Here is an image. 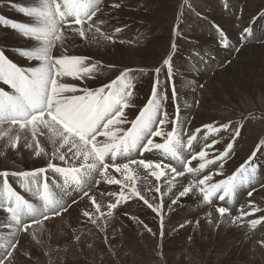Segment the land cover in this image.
I'll list each match as a JSON object with an SVG mask.
<instances>
[{"label": "bare ground", "instance_id": "bare-ground-1", "mask_svg": "<svg viewBox=\"0 0 264 264\" xmlns=\"http://www.w3.org/2000/svg\"><path fill=\"white\" fill-rule=\"evenodd\" d=\"M21 1L25 3L27 9L44 11V0ZM263 1L264 0H235L234 2L236 6L241 5L245 7L246 14H248L254 12L256 9H264ZM116 2V0H99V4L97 5L99 6V11L90 23L93 24V22L101 21V17L105 18V20L103 19V23L98 26L101 29L100 32L89 31L86 36H88V38L90 37V39H96L97 42L113 43L114 45L123 44L128 46V44L134 42L135 44L132 43V45L136 47H132V50L135 55H133L134 57L131 64L129 66L121 67L117 65L118 67H107L106 69H101V67L96 65V71H90L86 76L83 72H79L78 76L74 75L72 77L58 75V84H65L66 81H72V84L76 86L77 89L76 92H61L60 96L68 97L83 95L82 89L86 88L92 91L95 88L99 89L101 86L109 85L113 83V81H115V83H113L114 88L119 90L123 84L122 78L127 76L128 79L132 80V85L131 88H124V93L127 94L131 91L132 95L131 97H128V103L130 106L124 108V113L121 117V119H126L127 122L112 126L113 129L120 128L124 130L126 124L133 118L138 109L145 104L147 100L150 98L160 99L159 95L155 97L151 96L153 82L154 80L159 79L162 81V84L158 86V91L159 88L164 89L167 96L166 100L161 99V109L158 110L156 116L157 120H159L162 118V112H167V123L160 127L162 135L158 136L159 140L163 141L167 136V133L172 131L171 124L173 120L176 121V131L174 134L179 140L188 141V139L195 134L196 139L193 144L194 153L197 154L202 149H205L206 156L203 159H196L192 162L191 167L194 169H197L200 163L213 160L214 157L219 156V154L225 150L226 145L229 142H233V148L230 150V154L223 162L224 166L219 172L216 171L220 164V161L217 160L215 163L208 164L203 171H196L190 173L188 176L176 177L175 180L172 181L171 186H169L167 180L171 179L174 174L169 173L162 168H155L154 163H157L161 158L160 149H154L153 151H148L146 153L144 160L146 162H153V167L150 169L145 170L143 167H138L137 165L130 166L127 173L123 170L121 173H112L107 169L106 175L108 178L115 176L123 182L120 185L107 183L104 178L99 176V172L97 171L88 179V186H84L80 192H74L69 195V198L65 199L64 197L69 190L63 188L61 182H58V187L55 184V192L58 199L64 198L66 201L64 204L66 208H68L69 205H72L66 213L64 212L69 216L72 224L73 216L77 211L90 212L92 214V219H95L96 222L93 224L85 223L86 225L83 226L79 224L80 222L75 221V227L77 228L73 229L68 236H66L65 232V223L59 219L52 220L49 218L45 220L44 224L37 223L35 226L29 228L25 235L29 234L32 238H41L43 235L47 234L53 239L51 247L54 248L51 250L49 248L47 249L49 255L41 264H82L81 258H85L93 264H110L112 261H114L115 264H164L168 258V238H172L173 241V238L180 236L186 237L187 239L189 236L192 237V234H201L204 236L209 234L208 231L203 230V232H200V229L197 230L196 226L193 227L194 224L199 222H204L206 228L208 230L212 229L217 236H224V238L232 236L230 245L228 244V246L231 247L234 252L239 253L242 250H252L255 251V253L258 252L259 238L257 235L260 236V234L263 233L262 228L255 229L248 234L246 229L248 226H246L245 223L249 220L264 216V188L259 189L264 182V178L254 187L249 188L254 192L248 200H245V198L243 199L245 200L242 202V206L244 207H241V212L249 211L247 202L253 201L254 206L258 211L253 215L242 217L238 223H234L232 217L240 215L241 212L238 211L239 209L234 212L232 211L229 216L220 219V222L217 223L216 221L219 217L215 211L214 199H212L211 204H206L203 201V194L199 191H196L195 195L189 194L186 197L181 198L176 205H171V199H173L183 187L191 184L194 179H201L205 175L211 173L212 179L207 181L205 185L200 186L207 190L208 185L215 183L221 178L224 179V176H232L231 172L233 170L234 172H237V169L244 164L247 158L252 154L253 150H257L255 162L258 164V167L256 172L252 173L250 171L253 164H245L240 173H248V179L254 180L257 176V172L263 170V163L261 162L259 153L261 152L264 155V74H262V70L260 69L255 72L256 76H252L251 74L248 75L247 68H249L248 62L252 60L251 58L255 57V54H257L259 50L262 49L264 52V45L260 44V46H255L257 41L263 39L264 34L262 37L259 35V37H247L244 46L239 47V49L236 47L231 50L230 47L227 46L221 50H215V40L211 37L213 32L208 27L207 23L201 22L199 29H194L193 27L198 21L204 20L195 17L196 14L193 15V12H198L201 9L203 10L202 0H188V4L186 5L183 4V0H172V8L165 12L161 11L159 14L160 19L157 20V23L155 24L156 26H154V29L152 30L154 32L158 30L159 34L157 33L150 37H145L144 34L135 36L133 27L121 32H114V29L118 28V25L114 21L109 20V15L111 14L110 10H112L111 5L116 4ZM150 2V0H144L135 3L132 8L139 10L141 14H143L148 8L147 4ZM215 9L217 8L215 7ZM12 12L15 15V18L27 19L25 23H28L30 26H39V17H29L24 13H17L16 10ZM211 15L215 19V12ZM232 19H234V17ZM189 23H191L192 26H190ZM233 23V29L236 30L237 26L240 27L244 24V18L241 16V20L237 22L233 21ZM0 24L4 26V28L0 27V42L24 41L28 42V45L32 44V48L23 51L24 54L20 57L14 54L7 56L8 59L13 62L8 61L19 67H21L22 64L26 66L24 68L39 67L41 61L28 56L27 52L38 47L41 42L32 39L31 37H25L24 34L21 36L19 35V37L15 34H11L18 38V40L11 39L7 37L8 35H6L7 31L5 28L9 29L12 27L4 22H0ZM84 27L85 26H82V28ZM254 27L259 29L261 26H259L257 22H254ZM71 29L73 28H61L65 40L63 44L59 41L54 42V46L51 49L52 57H60L62 56L60 53L65 49H69L71 41H69L68 38L66 39V37H69L67 30L71 32ZM190 31H192L193 34L190 33ZM105 36L111 37V39H106ZM35 41L37 42L35 43ZM193 41L210 44L203 46L198 43L199 45L196 44L197 47L194 48L195 45L193 46ZM173 44L176 45L174 52L171 47ZM138 47L141 49V56L137 54ZM200 50L203 54L205 52L206 54L202 55ZM193 51H197V53L195 52V54ZM220 51L226 54L225 58L223 59L220 57L215 60V55ZM170 55L172 57L171 66L173 68V79L176 92L175 109L173 107L172 87L168 81L167 67L162 64L163 59L168 58ZM193 55H199L200 57L195 59L194 57L192 58ZM226 60L228 62H225ZM85 62H88L87 59ZM52 63H54V61H52ZM81 66L82 65L79 67L84 68L87 66V63L86 65L84 64V66ZM157 67L163 69L159 75L155 72ZM262 67L264 66L262 65ZM59 68L60 66L57 65L56 69ZM0 86L2 87L1 83ZM250 99H253L257 104H249L248 102ZM175 110L177 113H175ZM223 124H229L230 126L226 130L221 129L222 135L218 137H215V132H211L207 127H204L206 125H212L213 128H220V125ZM28 126L30 127V125ZM1 127H5L9 131V134H12L10 131L15 129V127L11 128L12 126L9 127V125L3 123L0 124V128ZM156 127V125H153L154 130ZM232 127L233 131H231ZM237 128H239L238 136L235 134ZM30 129L31 128L22 130L23 136H21L23 140L27 137V140H25L27 143L29 140H32L30 137ZM197 129H200V131L196 132ZM59 132L60 131L55 127H52V130L49 131L52 139H50V143L47 144L46 147H43L46 155L42 154L40 156H35L34 152L36 151V146L33 145L34 147L30 155L31 159L28 160L26 164L16 166L15 164L13 165L9 163V165L3 164L0 166V172L15 174V176L9 174L6 177L0 176V179H6L12 187L15 183L16 187L19 188L17 191L25 196L33 207L38 208L41 205L33 195V178L31 176L22 178L23 176L18 175L19 173L32 172L40 168H45V172L47 171L46 173H48L49 176L53 175L52 177H55V174L51 172L52 169L50 170L46 167L49 161H51L54 167L60 168L81 167L83 164L93 162L91 155L87 161L84 160L83 154L79 157H74L73 154L76 151H80L81 153L85 150L89 153H91V151L84 145L79 148H72L71 143L63 144L62 141L65 135H58ZM121 133L122 132H117V136ZM206 134L207 137L205 138ZM233 137H235L234 140ZM68 139L70 142L72 141L70 138ZM35 140H39L38 136L35 137ZM215 140L218 142L212 144V141ZM31 143L33 144V140ZM35 143L36 142H34V144ZM206 145L210 146L206 147ZM57 149H59L58 152ZM69 149H71V151H69ZM59 155H64L65 159L61 161ZM0 158L3 159V156ZM119 162L125 163L126 161ZM152 171L165 173L166 175H162L160 179L157 180L155 176L151 175ZM126 174L130 175L132 179L125 180L124 176ZM97 181H99L98 184L96 183ZM157 186L160 188V193L155 191ZM133 188L144 198L143 200L140 196L132 195ZM121 190H123L127 197L126 202L120 203L116 208L111 209L112 215L109 216L107 214L109 211V203H114L119 198ZM84 192H88V195L85 196ZM107 193H116V195H107ZM164 193H167V195ZM92 196H94L97 204L100 206L99 212L96 211V206L90 200V197ZM242 197L243 193L238 197L240 202ZM73 200H75V203H72ZM144 200H147L154 205H161L160 214L158 215L157 212H154L149 208L144 203ZM2 206L3 202L2 198H0L1 215L4 213ZM209 211L212 213L211 223L209 222L210 218L207 215ZM80 218L81 217H77V220ZM28 222H32V217L22 215L20 224H17L15 220H4L3 225H6L9 228L7 231H10V233L13 234L16 232L20 233V229ZM181 222L182 224L184 223L183 226L177 224H181ZM262 225H264V223H262ZM19 226L21 227L20 229ZM127 227L130 229L129 232L126 229ZM149 229L156 230L155 235L156 237L158 236V241L154 240V236L151 235ZM224 229L227 230L225 235L222 233ZM61 236H64L65 238ZM186 239L182 242L179 241L177 244L179 246V252L177 251V255L183 257L199 256L202 251H199L198 248L191 247ZM190 239L191 238H189V240ZM57 242L60 244H57ZM221 243L223 244L222 241ZM4 264H6V262ZM196 264H198V262Z\"/></svg>", "mask_w": 264, "mask_h": 264}, {"label": "snow or ice", "instance_id": "snow-or-ice-1", "mask_svg": "<svg viewBox=\"0 0 264 264\" xmlns=\"http://www.w3.org/2000/svg\"><path fill=\"white\" fill-rule=\"evenodd\" d=\"M61 4H63V10L61 9ZM98 4L99 0H79V2L61 0L60 3H57V0H44V11H38L37 9H25L21 7L19 11L26 14L27 16H36L40 18L39 26L37 27H32L29 24L23 22L7 21L4 17H0V22L9 24L13 29L22 32L25 37H34L37 41L41 42L38 47H35L32 51L27 52L28 56L34 57L36 60L41 61L39 67H33L29 69L18 68L16 65L6 61L3 52H0V79H3L5 83L10 84L17 93L15 96H10L8 93L0 91V124L7 123L10 126L19 125L20 129H27L28 125H34L36 127L30 130L32 131V139L35 140L36 133L40 130L39 125L42 124L44 128H48L49 131H51L53 127L51 122H55L56 124L62 125L65 132L73 137H77L78 141L82 142L81 144H78L75 139L70 142L68 137L64 136L63 132H59L58 135L64 136L62 141L63 144L71 143L72 148H79L95 141L96 143L93 145L91 153L85 150L83 153L76 151L73 154L74 157H79L81 154H83L85 161H87L91 155L93 162L88 163L86 166L81 165V167L85 169L83 172H80V169L65 170L60 167H54L51 161H49L46 166L48 169H53L55 172L65 175V179L63 181L64 185L73 183L77 188H79L81 185L88 186V179L94 172L97 171L99 172V176L104 178L107 183L120 185L123 183L120 179H117L115 176L108 178L106 175L107 169L109 167H113L116 173H121L122 170L127 173L130 169V164L143 167L145 170L153 167V162H146L144 159H131L128 162L122 164H115L118 155L127 157L137 149H140L141 155H143L145 151L150 152L154 149H163L165 153H169L172 158L176 159L180 163H184L186 167L187 162L181 161L173 148H170L165 144L154 143L152 139L153 137L162 135V131L159 126L167 123L166 111L162 112L161 119L157 120L156 118L158 110L161 109V99H167L164 89L159 88L158 91V86L162 84V81L159 79L154 80L153 82L151 96L155 97L159 95L160 99L150 98L147 105L141 110L137 118L134 121H131L132 126L128 130H123L120 128L113 129L112 126L127 122L126 119H121V117L123 116L124 108L130 106L128 103V97H131L132 92L129 91L127 94L124 93V88H131L130 81L123 84L119 90L115 92H108L107 94H105V87L110 88L111 85L102 86L95 91H91L86 88L82 89L83 95H74L68 97L60 96L61 92H75L77 89L66 84H58L55 78L56 76H78L79 72H83L86 76L92 69H95L96 65H92L91 68H80L79 66L83 64L85 58L75 56L68 57L63 55L60 57H52L51 49L54 46L55 41H59L61 44L64 43L65 36L61 31V28L65 24L70 23V21L67 19L68 17H75L74 23L81 25L82 21L91 20L92 17L96 15V13L99 11L97 6ZM183 4H188V0H183ZM53 5L55 6L54 8L52 7ZM111 6L119 7V4H113ZM57 16L59 19L56 18ZM258 16L259 14L256 17H253V20L257 19ZM99 23L102 24L103 21H100ZM95 26V23L89 24L88 29L90 30ZM216 27L219 30L220 37L223 38L225 36L223 30H220L219 26ZM71 31L79 33L81 37H83L85 34V30H82L81 28H73ZM96 31L100 32L101 29L96 27ZM120 31H122V28L118 27L114 29V32ZM250 33V27H246L242 30L240 41L241 44L244 43L245 39L250 35ZM105 38L111 39V37L108 36H105ZM222 46H228V41L226 39L223 41ZM171 47L172 51L174 52L176 45L173 44ZM171 59L172 57L170 55L168 58L163 59L162 64L163 66L167 67L168 81L172 87V97L175 108L176 92ZM52 61H54V63H52ZM57 65L60 66L59 69H56ZM162 70L163 69L161 67H157L155 72L157 75H159ZM113 83H115V81H113ZM45 113H47V116L50 118L51 122L44 118ZM173 124H175V120H173ZM153 125L157 126L155 130L153 129ZM229 126V124H223L220 125V128H213L212 125H206L204 127H207L211 132H217L220 129L226 130L229 128ZM175 131L176 128L173 127V130L167 133L169 139H171L173 132ZM199 131L200 129L196 130V132ZM117 132H123V135L117 136ZM235 134L236 136L239 135V128L236 129ZM97 136L107 137V141H97ZM206 137L207 134L205 138ZM24 139L27 140V137ZM195 139L196 136L193 134L188 139V144L191 145ZM234 139L235 137H233V140ZM217 142L218 141H212V144ZM12 146H16L15 142H13ZM25 146L32 148L33 145L31 142H28ZM209 146L210 145H206V147ZM232 148L233 142H229L226 145L225 150L221 152L219 156L214 157L213 160L200 163L197 169L186 167L187 172L194 173L196 171H203L208 164L215 163L217 160L220 161L219 167L216 170L219 172L222 170L224 166L223 162L229 156L230 150ZM58 151L59 149H57V152ZM69 151H71V149H69ZM256 153L257 150H253L252 154L247 158L244 164H242L240 168L237 169V172L241 171L245 164H253V167L250 171L255 173L258 167V164L255 162ZM42 154L46 155L44 149L40 147L39 142L37 141L34 155L40 156ZM107 156H110L113 164L110 165L105 163V157ZM198 156L203 159L206 156V152L201 150L198 153ZM196 158V154L191 156L192 160H195ZM59 159L63 161L65 156L59 155ZM100 165L103 167L101 168ZM160 167V163L155 164V168L159 169ZM165 167H169L171 173L174 174L171 179L167 180L169 186H171L172 181L175 180L176 177H183L185 175L184 171H177L175 167H171L170 165H165ZM67 171L78 173L79 178H77V176H71L69 179L68 175L66 174ZM43 173H45V168H40L32 172H22L18 175L23 177L31 176L33 178L32 182L34 184H38L40 182L39 177ZM7 175L8 173L6 172H0V176L6 177ZM151 175L155 176L156 179L159 180L162 175L166 174L152 171ZM124 179L131 180L132 177L126 174ZM211 179V173L205 175L201 179H194L191 184L183 187L182 190H180L175 195V197L171 199V205H176L181 200V198H184L189 194L195 195L196 191H199L203 194V201L206 204H211L213 197L217 199L215 211L219 217L216 222L219 223L220 219H224L230 215V208L224 206V204L221 202L226 201L227 205L233 204V198L241 185L243 184L247 186L249 183L248 173H245L240 180H237L235 175L229 176L227 179L208 185L207 190L203 187H200L201 185H205L206 182L210 181ZM3 182L7 187V180H4ZM96 183L98 184L99 181ZM45 188H47V184L45 185ZM155 191L160 193V188L157 186ZM164 194L167 195V193ZM84 195L87 196L88 192H84ZM107 195L115 196L116 193H107ZM132 195L140 196V194L136 192L134 188L132 189ZM248 195L251 196L252 192L250 191ZM140 198L142 200L144 199L142 196H140ZM15 199L17 202L23 203L20 196H16ZM126 199L127 197L125 196V193L123 190H121L119 193V198L114 203H109V211L107 214L111 216V209L116 208L120 203L126 202ZM90 200L96 206V211L99 212L100 206L97 204L94 196L90 197ZM72 203H75V200H73ZM144 203L154 212H157L158 215L160 214L161 205H154L153 203H149L147 200H144ZM26 207L28 209V214L32 217V223H40L41 219H49V213L51 216H56L67 210L61 199H51L48 196L43 197L42 206L37 208L33 207L31 204H27ZM247 207L249 208V211L241 212L239 216L232 217L234 223H238L242 217L253 215L258 211V209L254 206L253 201H249ZM7 210L13 213L12 219L15 220L17 224H20L19 212L12 206H9ZM83 215L92 219V214L88 211H84ZM207 215L209 216V222L211 223V211H209ZM92 222L95 223V219H92ZM248 223L252 228H256L258 225L264 223V216L252 219L248 221ZM260 243L264 244V241H261ZM10 255V252H8L7 255H0V264H4L7 256Z\"/></svg>", "mask_w": 264, "mask_h": 264}, {"label": "rangeland", "instance_id": "rangeland-1", "mask_svg": "<svg viewBox=\"0 0 264 264\" xmlns=\"http://www.w3.org/2000/svg\"><path fill=\"white\" fill-rule=\"evenodd\" d=\"M116 1H117L116 4H119V7H112L111 6L112 10H110L111 14L109 15V20L114 21L118 25L119 28H122V31L133 27L135 36H140V35L144 34L145 37H150L152 35H156L157 33L159 34L158 30L155 32L152 31L154 29V26H156L155 24L157 23V20L160 19L159 14L161 13V11L165 12L167 10H170L172 8V4H173V2H171L172 0H150L151 2L149 4H147V7H148L147 10H145V13L141 14V12L139 10H136L132 7L135 3H139V2H142L144 0H116ZM234 1L235 0H202L203 10L201 9L198 12H193V15L196 14L195 17L204 19V20L198 21V23H196L193 26L194 29H199L201 26V22H206L208 27L213 32V35H211V37H213L215 40V48H216L215 50H221L222 48H225L224 46H221V45H223V41L225 39H227L228 46L230 47L231 50H233L236 47L239 49V47L244 46L245 41L243 44H241L240 41H241V32L246 27L251 28V33L248 36L249 38L255 37V36L256 37H259V36L262 37L264 34V9H256V10H254V12L248 13L249 14L248 15V14H246V8L241 6V5L236 6ZM213 4H215V5H213ZM0 5H1V7H0V16L1 17H4L8 21H12V22H23V23H25L27 21V19L15 18V15L12 12V11L16 10L17 13L23 14L21 11H19V9L21 7L27 9L25 3L22 2L21 0H17V1L16 0H0ZM215 7L217 9H215ZM239 9L241 12L239 11ZM242 11H244V12H242ZM213 12H215V16H216L215 19L211 15ZM258 13H259V16L257 18L258 20L257 19L253 20V17H256L258 15ZM217 14H219V15H217ZM252 15H254V16H252ZM241 16L244 18V24L240 27L237 26L236 30H234L233 29V24H234L233 21L237 22V21L241 20ZM233 17H234V19H232ZM25 18H27V17H25ZM101 19L105 20V18H103V17H101L100 20ZM92 20H90L88 23H90ZM247 21H248V23H247ZM99 22L100 21L95 22L96 26L91 28L90 30L88 29V25H87L88 23L84 24V26H85L84 28H82V26H81V29L85 30V34L83 37H81L79 35V33L72 32V31L69 32V30H67L69 37H66V39L68 38V40L71 41V46H69V49H65L60 54L63 56H68V57H72V56L83 57V58H85V60L87 59L88 62H85V60H84L82 66H84V64L86 65V63H87V66H85V67H88V68H91L92 65H97V66L101 67V69L102 68L106 69L107 67L129 66L131 64V61L133 60V57H134L133 55H135L133 53V50H132V47H136V46L132 45V43L135 44L134 42H131L130 44H128V46L123 45V44L114 45L113 43L97 42L96 39H93V38L90 39V37L88 38V36H86V34L89 33V31H96V27L100 26V24H101ZM254 22H257L258 25L261 27H259V29H256V27H254ZM189 25L192 26L191 23H189ZM216 26H219V29L223 30V33L225 34L224 38L220 37L219 30L217 29ZM0 27L4 28V26H2L1 24H0ZM5 29L7 31V34H6V35H8L7 37L14 39V40H18V38L14 37L12 35L15 34L19 37V35L21 36L23 34L19 30H16L13 28H9V29L5 28ZM190 33L193 34L192 31H190ZM232 33H235V34H232ZM217 39H218V41H217ZM16 42H14V41L0 42L1 43L0 44V52H3L6 56H11V54H14V55H18L20 57L24 54L23 51L32 48V44L28 45V42H24V41H21V42L18 41L17 43ZM36 42L37 41H35V43ZM198 43L200 45H203V46L210 44V43L203 44L200 42H194L193 41L192 44H193V46L195 45L194 48L197 47L196 44H198ZM220 43H221V45H220ZM260 44L264 45V37L262 40L257 41L255 46H260ZM238 45H240V46H238ZM193 52L197 53V51H193ZM200 53H202L201 50H200ZM137 54H139L140 56L142 55L141 49L139 47L137 50ZM204 54H206V52ZM204 54L202 53V55H204ZM225 56H226V54L224 52L220 51L218 54L215 55V60H217L220 57H222L224 59ZM193 57L195 59H197L200 56L199 55L198 56L193 55L192 58ZM251 59L252 60H250L248 62L249 68H247V70H248L247 74L248 75L251 74L252 76L253 75L256 76L255 72H257L260 69L262 70V74H264V67H262V65L264 66V52H263V50L262 49L259 50V52L257 54H255V57H253ZM8 60L10 62H13L10 59H8ZM225 62H228V61L226 60ZM21 67H26V66L21 64ZM95 69H97V67H95ZM95 69H92L91 71H93V70L96 71ZM252 71H254V72H252ZM68 76L72 77L74 75H67V77ZM129 81L131 82V85H132V80L128 79L127 76L122 78L123 84L128 83ZM66 83H69V86H73L76 88V86H74L72 84V81H66L65 84ZM100 84H102V83H100ZM0 89H1V86H0ZM248 103L249 104H257V103H255V101L253 99H250V101ZM34 127H36V126L30 125V127L28 126L27 128L33 129ZM11 128H14V127H11ZM39 129L40 130L37 131V133H36V137L38 136L39 145L41 148H43V147H46L47 144L50 143V139H52V136L50 135L48 128H44L42 124L39 125ZM22 130H24V129H20L19 127H15L14 130L10 131V132H12V134L11 133L9 134V131L5 127L0 128V157L3 156V159L0 158V166L3 164L9 165V163H11L13 165L15 164L16 166H19V165L26 164V162L31 159L30 158V155L32 153L31 151H32L33 147L36 146V143L34 144V142H37V140L32 139V131L30 130L31 131L30 137L33 140L32 145H34V146H32V148L26 147L25 145L27 142L25 140H23V138H22V136H23ZM3 131H4V133H3ZM231 131H233V127H232ZM2 133H3V136H2ZM5 133H7V134H5ZM221 135H222L221 129L219 131L215 132V137H218ZM32 140H29L28 142H32ZM12 142H15V145H16L15 147L12 146V144H13ZM259 157L261 159V162L263 163V170L261 172H257V176L254 180H249V183L247 184L248 185L247 191H252L249 188L254 187L261 179L264 178V155L260 152ZM233 172H234V170L231 172L232 173L231 175H235L236 172H234V173ZM8 174L15 176L14 174H10V173H8ZM228 177H229V175L224 176V179H227ZM22 178H24V177H22ZM224 179L221 178L219 180L221 181ZM219 180H217L216 182H219ZM13 188L16 190L17 189L19 190V188L16 187L15 183H14ZM262 188H264V182L259 187V189H262ZM242 193H243V197H242V200L240 202L238 197ZM238 197H236V195H235L234 201H233L234 203L232 205H227L224 203L225 206L232 209L231 207L236 205V199H237L238 200L237 206L235 207L233 212L235 210L241 208V206L243 205L242 202L245 200H248L246 198V192L239 193ZM244 198H245V200H243ZM40 206H42V205H40ZM67 211H68V209L66 211L61 212L60 215L51 216L52 220H55V219L58 220L59 219L63 223H65L66 236H68V234L71 231H73V229L77 228V227H75L76 222H80L79 224H81L83 226L86 224H93V222H91L92 219H90V218L88 219V217H85L83 215L84 211H81V212L77 211L75 213V215L73 216V224H72L71 220L69 219V216H67L65 214ZM82 216H83V218H82ZM77 217H81L80 218L81 220L78 219L79 220L78 221ZM60 218H62V219H60ZM4 220L9 221L12 219L8 218V216L4 213H3V215L0 214V224H2V225H0V245H1L0 246V255H7V253L12 248L10 246L13 243L17 242V246L12 250V254L10 255L9 259L6 260V264H41L49 255L47 253V249L49 248L51 250L52 248H54V247H51V245L53 244V239L51 237H49L47 234H45L46 236L43 235L41 238H32L29 236V234L25 235V234H22L21 232H20L21 234L17 233V232L11 234L10 231L9 232L7 231V230H9V228L6 225H3ZM41 223L44 224L45 221L41 222ZM177 224L181 225V226L184 225V223L182 224V222H181V224L180 223H177ZM245 225L248 226V227H246L248 234L250 232H253L255 229H258V228L261 229L262 228L263 233H261L260 236L257 235L259 238V242H258L259 243V251L256 253H255V251H252V250H242L239 253L234 252L231 249V247L228 246V244L230 245L232 236H228V237L224 238V236L218 235L219 236L218 237L216 233L214 234V231L212 229L208 230L206 228V224L204 222H199V223L194 224L193 227L196 226V229L197 230L200 229L199 230L200 232H203V230L208 231L209 234H207L206 236L201 235V234H199V235L198 234H192V237L189 236V238H191L190 240H189V238L186 239V237H183V236L173 238V241H172V238H168L167 243L169 245L167 244V249H168L167 261L169 259V261L171 263L169 261L168 262L165 261L164 264H173V263L174 264H192V263L196 264L197 262L199 264V259H200V264H264V244L260 243L261 241H264V225L261 224L257 228H252L251 225L248 223V221H247V223H245ZM181 226H179V227H181ZM3 227H5V228H3ZM20 228L21 227L19 226V229ZM152 228L155 229L154 227H152ZM126 229L128 232L130 231V229L128 227ZM249 229H250V231H249ZM152 230L150 229L151 235L154 236L155 241H158V239H157L158 236L156 237V235H155L156 230H153V231ZM226 231L227 230L224 229V231H222V233L225 235V233H227ZM19 235H21V236H19ZM18 237H19V239H18ZM61 237H64V236H61ZM185 239L189 242V245L191 247L198 248L199 251H202V253L199 256H192L194 258H192L191 256L190 257L189 256L183 257L181 255L178 256L177 254L179 252V246L177 244L179 243V241L182 242ZM202 239H204V240H202ZM261 239H263V240H261ZM221 241L223 242L224 245L221 243ZM198 243H200V244H198ZM57 244H60V243L57 242ZM201 244L203 245V247ZM260 245H261V247H260ZM176 247H178V248H176ZM258 254H259V256H258ZM255 255H257V256H255ZM169 257H171V258H169ZM178 259L181 261L183 259L184 260L181 262ZM193 259H195V260H193ZM187 261H189L190 263ZM81 262H82V264H84V263L85 264H93L85 258H81ZM112 263L115 264L114 261L110 262V264H112Z\"/></svg>", "mask_w": 264, "mask_h": 264}]
</instances>
